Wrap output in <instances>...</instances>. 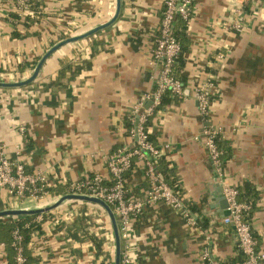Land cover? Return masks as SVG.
<instances>
[{"label": "crops", "instance_id": "1", "mask_svg": "<svg viewBox=\"0 0 264 264\" xmlns=\"http://www.w3.org/2000/svg\"><path fill=\"white\" fill-rule=\"evenodd\" d=\"M40 1V20L28 26L13 0H0V83L27 80L36 68L31 63L65 37L86 34L117 13V0ZM164 2L121 0L111 26L61 48L35 82L0 88V139L8 157L56 187L42 204L28 199L19 205L0 188V212L47 207L68 195V185L95 174L108 180L109 156L135 146L129 116L155 91L151 51ZM238 8L244 10L241 32L234 29ZM187 39L184 96L155 111L147 128L156 146H168L166 162L196 225L165 202L146 206L130 225L133 264H206L205 249L215 264H241L230 213L220 205L225 186L239 190L246 184L260 194L250 223L264 255V8L247 0H195ZM209 79L216 91L205 116L194 88ZM207 130H218L229 148L222 175L211 162ZM126 187L130 197L145 199L151 183L144 161L134 160ZM74 207L78 215L66 220ZM43 215V233L30 245L37 264H114L115 236L103 208L69 201ZM83 220L95 222L88 234ZM91 233L104 240L102 252ZM7 256L0 245V264H9Z\"/></svg>", "mask_w": 264, "mask_h": 264}, {"label": "built area", "instance_id": "2", "mask_svg": "<svg viewBox=\"0 0 264 264\" xmlns=\"http://www.w3.org/2000/svg\"><path fill=\"white\" fill-rule=\"evenodd\" d=\"M13 1L16 3L18 10L25 13V16L33 15L27 6L28 0ZM194 1L165 0L164 2L159 34L151 51V66L154 70L156 83L155 91L152 94L145 95L129 116V121L132 124L129 134L135 146L123 147L109 156L106 166L110 176L108 180L102 174H95L80 182L68 185V195L95 197L103 200L111 207L117 218L120 238L123 243L121 264H133L130 225L134 218L144 212L146 206L165 202L180 212L191 225H196V219L186 209L183 197L179 192L172 190L163 175L158 172L157 162L160 158L167 156L168 146L158 147L151 142L147 128L149 119L154 114L155 109L160 106L161 99L167 91H171L172 95L177 98L184 96L185 86L175 75V66L182 52V45L175 35V30L180 21L187 24L191 21ZM247 1L257 2L260 8H264V0ZM236 14L238 20L234 24V29L241 32L244 27V10L238 8ZM215 89L216 84L212 79L198 86L196 85L194 88V97L199 104L201 114L205 116L209 115ZM149 99H153L155 107L145 109V103ZM23 132L24 129H22ZM218 134V130H207L205 132L211 162L222 175V152L214 141L215 136ZM136 158L144 161L146 175L151 183V188L144 200L129 197L126 187L127 179L125 176L133 169V161ZM107 181L111 183V186L107 184ZM47 182L48 179L44 174L39 172L27 173L22 163L10 159L6 146L0 139V188L5 190L10 198L16 201L18 205L28 199L42 204L50 196V192L46 191ZM223 195L229 204L228 211L236 237L240 243L241 252L246 258L243 264H264V255L258 252L257 241L251 226L245 219L246 213L251 210V205L239 202V192L233 187L225 186ZM77 209L74 207L72 212L65 217L66 220L74 219L78 215ZM43 220V216L37 218V222H43ZM22 241L23 238L19 230H15L13 232V246L17 251V264H25L26 262ZM202 260L206 264H215L208 249L203 252Z\"/></svg>", "mask_w": 264, "mask_h": 264}, {"label": "trees", "instance_id": "3", "mask_svg": "<svg viewBox=\"0 0 264 264\" xmlns=\"http://www.w3.org/2000/svg\"><path fill=\"white\" fill-rule=\"evenodd\" d=\"M42 5H43V2L40 0H28L27 1V6H28L29 10L33 13L34 16H26L24 19L25 25L30 26L29 23L34 24L40 20L39 11H40V8L42 7ZM13 17L15 19H19L18 15H14ZM187 29H188V24L183 22V21H180L178 23V26L176 27V30H175V35L178 38V40L181 42V45H182V52H181V54L177 60L176 66H175V75L182 82V84L184 86H186L188 83L187 78L185 77V74H184V69L186 66L185 56L188 53L189 44H190L188 39H187ZM15 36L19 37L18 34H15ZM65 39H67V38L65 37L63 40H65ZM39 60H35L34 62L31 63L32 64L31 69L36 67ZM62 74L64 76V73L61 72V75ZM177 101H178V98L174 97L172 95L171 91H167L161 99L160 106H158L155 111L160 110V109H165L167 106L174 104ZM128 126H129V128H131L132 124L129 123ZM147 126H148V124H147ZM150 140L152 142L151 136H150ZM214 141H215L218 149L222 152V164H221V166L223 168L225 165L224 159L226 157H228V155H229L227 152L229 150V148H227V146H226L227 143L223 142V139L221 138L220 134L215 136ZM166 157L167 156L162 157L158 160V162H157L158 172L163 175V177H164L165 181L167 182V184L169 185V187L172 190L179 192L181 197H182V193H181V189L179 187V183L176 180V177L170 173L169 164L166 162ZM133 168H134V161H133ZM132 170H130L126 174V176H125L126 179H127L128 175L132 172ZM107 184L109 186H111V183H109L108 181H107ZM55 189H56V187L53 186V183L48 181L46 191L47 192H53V191H55ZM238 192H239V197H238L239 202L247 203V204L251 205V210L248 211L246 213V216H245L247 223H249V225L251 226L250 222L253 218L254 211L256 210V204L260 198V194L256 190V188L250 184H246L245 187L243 189H239ZM39 216L44 217L43 222H37V218ZM46 217H47V215H34V216H21V217H16V218L6 217L3 219H0V245L5 246V249H6V252L8 255L7 257L9 260V264H17L16 263L17 251H16L15 247L13 246V232L15 230H19V232L23 238L22 246L24 248V257L26 259L25 264H37L38 263V259L32 254V250H31L30 245H31V242H32L35 234L39 235V234L43 233V223H44ZM81 226H82L81 228L83 229L82 232L84 231L83 232L84 234H88L86 232L87 228H89V231H90V228L92 229L93 227H95V222H94V220H89V221L83 220V221H81ZM92 236H93V238H92ZM91 238L94 239V241H96V246L98 247V250L100 252H102L104 240L103 239L99 240L93 233H91ZM121 244L123 247L122 241H121ZM245 259L246 258L242 253V256L240 257L239 262L241 264H243Z\"/></svg>", "mask_w": 264, "mask_h": 264}, {"label": "water", "instance_id": "4", "mask_svg": "<svg viewBox=\"0 0 264 264\" xmlns=\"http://www.w3.org/2000/svg\"><path fill=\"white\" fill-rule=\"evenodd\" d=\"M121 0H117V13L116 16L113 18V20H111L109 23L104 24L102 26H99L97 28H95L94 30L89 31L86 34L83 35H78V36H72L69 37L61 42H59L58 44H56L55 46H53L42 58L41 60L38 62L33 75L28 78L27 80L23 81V82H19V83H15V84H5V83H0V88H15V87H24V86H28L30 84H32L33 82H35V80L38 78L44 64L46 63V61L53 55L55 54L57 51H59L61 48H63L64 46L68 45V44H73V43H77L81 40H84L87 37H90L94 34H96L97 32L108 28L109 26H111L118 18L120 11H121ZM222 193V202L220 205V208L222 211H228L229 209V204L226 200V198L223 195V191ZM69 201H81V202H87V203H91V204H95L100 206L101 208H103L105 210V212L108 214L112 226H113V231H114V236H115V261L114 264H121V257H122V244H121V238H120V232H119V228H118V222H117V218L113 212V210L111 209V207L104 202L101 199L95 198V197H91V196H87V195H66V196H62L60 198H58L57 200H55V202H53L51 205L47 206V207H42V208H36V209H18V210H6V211H2L0 212V219L6 218V217H12V218H16V217H21V216H34V215H43L49 212H52L54 210H56L57 208H59L61 205H63L66 202Z\"/></svg>", "mask_w": 264, "mask_h": 264}]
</instances>
